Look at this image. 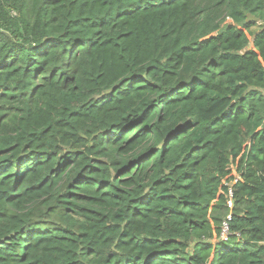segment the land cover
Returning a JSON list of instances; mask_svg holds the SVG:
<instances>
[{"label": "trees", "instance_id": "obj_1", "mask_svg": "<svg viewBox=\"0 0 264 264\" xmlns=\"http://www.w3.org/2000/svg\"><path fill=\"white\" fill-rule=\"evenodd\" d=\"M0 264H264V0H0Z\"/></svg>", "mask_w": 264, "mask_h": 264}, {"label": "built area", "instance_id": "obj_2", "mask_svg": "<svg viewBox=\"0 0 264 264\" xmlns=\"http://www.w3.org/2000/svg\"><path fill=\"white\" fill-rule=\"evenodd\" d=\"M231 169H232V175L234 177H238L237 173L235 172L234 170V166L233 164L231 165ZM226 203L229 207L232 206V198H231V191L230 189L228 188V191L226 192ZM227 236V225L225 222L222 223V226H221V231H220V237L225 239Z\"/></svg>", "mask_w": 264, "mask_h": 264}, {"label": "rangeland", "instance_id": "obj_3", "mask_svg": "<svg viewBox=\"0 0 264 264\" xmlns=\"http://www.w3.org/2000/svg\"><path fill=\"white\" fill-rule=\"evenodd\" d=\"M252 29H254V28H252ZM204 239H208V238L204 236ZM216 240H217V236L215 235V233H213L212 237L210 238V241H211L212 243H215Z\"/></svg>", "mask_w": 264, "mask_h": 264}, {"label": "water", "instance_id": "obj_4", "mask_svg": "<svg viewBox=\"0 0 264 264\" xmlns=\"http://www.w3.org/2000/svg\"><path fill=\"white\" fill-rule=\"evenodd\" d=\"M247 19H252V20L258 21L257 17H254V16H252L250 14L247 15Z\"/></svg>", "mask_w": 264, "mask_h": 264}]
</instances>
